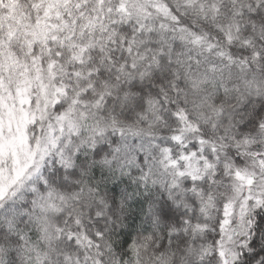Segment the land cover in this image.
<instances>
[{
  "label": "clouds",
  "instance_id": "9594fccd",
  "mask_svg": "<svg viewBox=\"0 0 264 264\" xmlns=\"http://www.w3.org/2000/svg\"><path fill=\"white\" fill-rule=\"evenodd\" d=\"M0 264H264V0H0Z\"/></svg>",
  "mask_w": 264,
  "mask_h": 264
}]
</instances>
